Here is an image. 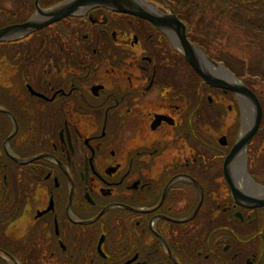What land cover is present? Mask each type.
<instances>
[{
  "label": "flooded vegetation",
  "instance_id": "obj_1",
  "mask_svg": "<svg viewBox=\"0 0 264 264\" xmlns=\"http://www.w3.org/2000/svg\"><path fill=\"white\" fill-rule=\"evenodd\" d=\"M170 34L93 7L0 41V264H264L262 117L230 157L252 120Z\"/></svg>",
  "mask_w": 264,
  "mask_h": 264
},
{
  "label": "rangeland",
  "instance_id": "obj_2",
  "mask_svg": "<svg viewBox=\"0 0 264 264\" xmlns=\"http://www.w3.org/2000/svg\"><path fill=\"white\" fill-rule=\"evenodd\" d=\"M145 2L147 0H144ZM192 0H175L173 5L175 7H180L178 10L182 11V15L184 19L186 18V25L189 28L190 35L197 42L198 48L201 49V55H204L203 58L211 57L224 71H228L229 75L233 74L232 69L237 73L236 78H239L242 81L243 78L247 76H251V78L247 79L246 85L250 87L251 90L255 93L257 100L260 102L261 111H262V123L264 124V51L262 44L264 43V33L262 32L264 28L263 26L259 29L254 28L258 26V20L255 19L252 24L255 26L251 27L250 31L253 32L251 36H240L239 38H235L232 36V31L234 26H232L230 21V13L231 10L228 11L226 5L222 6V10L216 11L215 8L221 7H205L208 5H212L214 0H206L208 5L204 6L199 5V1L195 6L191 5ZM230 4H254L262 6L264 8V0H227ZM149 2V1H147ZM245 2V3H244ZM3 10L15 12L16 8H20L17 0H3ZM151 3V2H150ZM215 3V1H214ZM153 4V3H152ZM157 9L167 6L166 1L162 4H153ZM239 5V4H238ZM182 6V7H181ZM241 6V5H240ZM195 7V8H193ZM169 8V7H168ZM199 11V12H198ZM226 11V12H225ZM218 12V13H217ZM94 13V12H93ZM248 20L254 17L252 13H244ZM229 15V16H228ZM35 18V17H34ZM219 18V20H218ZM36 19V18H35ZM192 21L196 22L198 29L193 33L191 30ZM249 22V21H247ZM261 24V21L259 22ZM248 26V25H247ZM212 27L214 29H212ZM210 30V33L208 31ZM246 25L241 27L240 29H245ZM254 28V30H253ZM239 29V28H238ZM259 30V31H258ZM209 34V35H208ZM239 34V33H238ZM255 43L253 45L252 43ZM203 45L205 48L201 47ZM195 45V44H194ZM171 46V44H170ZM196 47V46H195ZM173 51L178 52L176 47L173 48ZM197 48V47H196ZM203 51V52H202ZM203 53V54H202ZM206 53V55H205ZM224 59L226 63L232 68L230 69L228 66H223ZM207 60V59H206ZM188 74H191L192 71L187 70ZM2 72V71H0ZM8 72V71H7ZM241 74V77H240ZM231 76V75H230ZM238 111L240 112L241 119V128L244 129L249 121L252 120L254 112L253 107L249 104V102L244 99L238 98ZM229 119V118H227ZM244 156L241 155V158Z\"/></svg>",
  "mask_w": 264,
  "mask_h": 264
},
{
  "label": "water",
  "instance_id": "obj_3",
  "mask_svg": "<svg viewBox=\"0 0 264 264\" xmlns=\"http://www.w3.org/2000/svg\"><path fill=\"white\" fill-rule=\"evenodd\" d=\"M147 2V1H146ZM149 3L153 8L156 9V13H152L148 10H144L133 0H68L63 5H59L49 12H43L39 7H37V13L45 17L46 20L34 22L29 20L22 24H17L13 26H6L5 28L0 29V41L7 39L10 34H17L20 32L27 33L29 30H37L41 27L47 26L53 22H58L60 19L65 17H71L75 15L81 8L92 9L93 7L108 8L113 11L129 14L134 17H138L145 21H149L154 27L161 30L171 31L175 34L179 49L182 52L185 60H187L188 65L193 71H195L203 81H206L213 87H219L223 90H228L234 92L236 95L249 102L253 107V118L251 121V127L245 132V135L239 140L236 146L233 148V152L230 157L243 148L249 138L254 134L260 124V118L262 116L261 105L257 100L256 95L252 90L246 87L239 80H235V83H230L228 81L221 80L216 77H212L210 72L203 69L200 65L195 50H198L201 53V49L196 48L192 43L186 39V28L184 24L178 19L173 11L168 14H162L157 7L152 3ZM203 52V51H202ZM203 54V53H202ZM201 55V54H200ZM204 56V55H203ZM209 59H207L208 61ZM212 65H217L216 63L211 62ZM231 188L234 196L238 194V190L233 187Z\"/></svg>",
  "mask_w": 264,
  "mask_h": 264
},
{
  "label": "trees",
  "instance_id": "obj_4",
  "mask_svg": "<svg viewBox=\"0 0 264 264\" xmlns=\"http://www.w3.org/2000/svg\"><path fill=\"white\" fill-rule=\"evenodd\" d=\"M153 4H162L166 1V3L177 13L179 14V8L178 7H175L173 5V2H175V0H147ZM197 1H199V5H203L202 2H204V6L205 5H208L206 3V0H192L191 1V5L192 6H195L197 4ZM215 1V3H214ZM213 1V4L212 5H208V6H205V7H209V6H212L214 5V7L218 6V7H221V8H215L216 11H219V10H222V6H227L225 8H227L228 11L231 10V13H230V21H231V24L233 28V31H232V36L233 37H237L239 38L241 35L242 36H251L253 35V32L250 31L251 27L255 26V24H252L253 21H255V19L258 20V26H255L254 28H261L262 26L264 27V8L262 6H259L258 5H255L256 3L254 4H240V3H237V4H230L227 0H214ZM245 3V2H244ZM239 4V5H238ZM241 5V6H240ZM182 7V6H181ZM196 7V6H195ZM193 7V8H195ZM199 12V11H198ZM226 12V11H225ZM218 13V12H217ZM244 13H252V15H254L253 18H251V20H248L247 17L245 16ZM229 16V15H228ZM186 20V18H185ZM219 20V18H218ZM249 21V22H247ZM261 21V24L259 23ZM244 25H246V28L245 29H240L241 27H243ZM248 25V26H247ZM191 30L193 31V33L196 32V29H198L197 27V24L196 22L192 21V26H191ZM239 28V29H238ZM253 28V30H254ZM212 29H214L212 27ZM263 29L262 32L264 33V28H261ZM208 31L210 33V30L208 28ZM259 31V30H258ZM239 33V34H238ZM194 35V34H192ZM209 35V34H208ZM253 45H255V43L253 42L252 43ZM200 45V44H199ZM201 47L205 48L203 45H200ZM262 48H263V51H264V43L262 44ZM228 66L230 69H232L227 63H226V60L224 59V66ZM232 71L235 73V71L232 69ZM235 75H237V73H235ZM240 77H241V74H240ZM247 79H249V76L243 78V80H246V81H243V83L246 85V82L248 81ZM247 86V85H246Z\"/></svg>",
  "mask_w": 264,
  "mask_h": 264
},
{
  "label": "bare ground",
  "instance_id": "obj_5",
  "mask_svg": "<svg viewBox=\"0 0 264 264\" xmlns=\"http://www.w3.org/2000/svg\"><path fill=\"white\" fill-rule=\"evenodd\" d=\"M134 2H136L138 4V6H140L141 8H143L144 10H148L152 13H156V9L153 8L149 3L145 2L144 0H133ZM170 39H172L174 46L176 47V50H179V45L177 43V39L174 38V36L172 34H170ZM195 53L196 56L198 58V60L202 63L204 61V63L207 65V70H209L212 74L217 75L218 77H220L223 80H226L230 83H235V80L232 79V77L229 75V73L227 71H224L223 69H221L219 66H212L210 65L206 59L203 58V55H200V52L196 49ZM240 99H242L241 97H239Z\"/></svg>",
  "mask_w": 264,
  "mask_h": 264
}]
</instances>
